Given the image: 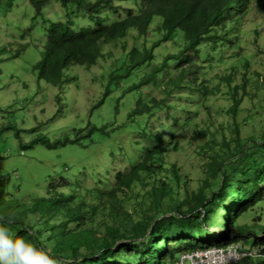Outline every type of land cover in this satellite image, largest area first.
Here are the masks:
<instances>
[{
  "label": "trees",
  "instance_id": "16d2710c",
  "mask_svg": "<svg viewBox=\"0 0 264 264\" xmlns=\"http://www.w3.org/2000/svg\"><path fill=\"white\" fill-rule=\"evenodd\" d=\"M51 1L59 4L64 20L44 18L42 9ZM27 2L33 18L39 17L40 23L32 22L26 35H32L36 25L45 38L35 66L37 80L58 85L64 71L95 65L105 58L104 45L119 42L129 65L124 73L111 75L110 79L118 80L135 69L149 67L146 75L130 87L132 90L145 86L146 90L128 113V120L134 122L135 117L160 111L172 121V126L160 125L150 134L148 138L157 145L142 147L139 158L123 171L115 172L109 183L98 180L94 188L84 191L78 179L69 181L60 174L51 175L45 195H34L28 200L18 196L19 185L10 181L11 173L0 171V227L7 228L13 238L23 237L44 250L57 264H173L181 254L198 249L225 247L234 242L248 250L264 245V226H260L258 236L254 226L260 224L261 214L255 215L257 222L252 225L240 223L246 214L262 211L258 206L264 202V130L243 137L235 119L244 97L256 98L258 93L264 97V76L261 71H249L253 64L251 54L240 53V44L249 43L251 34L258 33L244 29L246 18L254 4L264 12V0ZM14 4L16 0H0V13L13 10ZM74 18L80 21L75 22ZM83 19L88 20L84 25ZM147 35L150 37L145 42L149 45L142 42L126 49L124 39L146 40ZM218 66L224 67L227 74L215 81H197L206 76L204 71ZM162 75L168 80L162 82L164 96L156 99L146 86ZM248 83L252 85L246 91ZM192 86L206 101L217 94L219 87L225 88L230 101L224 111L230 117L226 128L210 130L213 120L203 117L197 121L198 102L178 101L185 97L182 88ZM108 93L106 88L98 105ZM169 96L173 102L166 101ZM175 127L189 136L185 144L190 146L197 141L194 144L202 155L203 178L194 190L187 187L188 176L165 158L172 151L170 140L176 137ZM105 129L104 125H87L54 140L38 134L27 143L18 141L22 150L35 144L56 149L79 144L81 139ZM226 130L228 138L223 133ZM14 136L19 138V130H14ZM165 137L169 139L167 144H163ZM138 186L142 191L140 202L136 201ZM210 218L211 225H215L213 233L209 229ZM248 239L249 248L245 246ZM258 260H264V249L257 257H245L233 264Z\"/></svg>",
  "mask_w": 264,
  "mask_h": 264
},
{
  "label": "rangeland",
  "instance_id": "374dc122",
  "mask_svg": "<svg viewBox=\"0 0 264 264\" xmlns=\"http://www.w3.org/2000/svg\"><path fill=\"white\" fill-rule=\"evenodd\" d=\"M42 13L47 20H64V13L55 1L47 3ZM79 19L73 20L77 22ZM37 20L40 18H33V11L27 0H16L13 10L4 15L0 13V157H3L0 159V171L11 173L10 181L19 185L18 196L28 197V200L34 195H45L46 183L51 175L58 177L60 174L69 181L78 179L83 191L86 188H94L98 180L109 183L115 172L123 171L139 158L142 147L152 148L157 145L155 140L148 138L150 134L159 130L160 125L162 128L172 126V121L166 119L165 113L160 111L135 117L134 122L128 120V113L146 90L145 86L132 90L130 87L146 75L149 67L135 69L127 77L118 80L110 79L111 75L124 73L129 65L126 55L123 56L126 51L121 50L119 42L104 45L102 48L105 58L99 59L95 65L89 68L74 66L64 71L58 85L53 86L43 80H37L35 66L40 59L45 38L41 28L36 25L33 34L29 37L26 35L28 26L32 22L36 24ZM87 21L83 19V25ZM244 29L250 32L257 30L258 33L251 34L249 43L240 44V53L251 54L253 64L249 71H261L264 76V12L256 4L246 18ZM149 37L150 35H147L146 40L142 37L136 40L127 37L124 39V45L126 49L142 42L149 45L145 42ZM162 48L163 45L157 50L161 51ZM170 49L177 50L173 46ZM254 51L258 52V55ZM225 52L228 53L229 50ZM171 68L169 67L170 73H174ZM223 71L222 66L204 71L206 76L203 79L198 77L197 81H202L201 84L204 80L215 81L219 76L227 74ZM163 80L168 79L162 75L146 86L151 97L160 99L164 96ZM250 85L252 84L246 85V91ZM106 88L109 93L98 105ZM181 92L185 97L178 100L179 102L184 104L188 99L198 102L197 111L200 114L197 121L201 122L203 117L213 120L210 130L221 126L226 128L230 117L224 111L230 106V101L225 88L219 87L217 94L207 101L202 99L199 92L193 90V86L183 87ZM168 98L170 99L166 100L167 102H173L171 96ZM179 104L182 105L176 102V105ZM219 111L221 112L217 115ZM235 119L243 137L262 132L264 97L259 93L256 98L248 95L244 97ZM87 125H104L106 129L102 133L94 132L90 138L81 139L79 144H68L56 149H47L41 144L23 150L20 147V143H27L38 134L54 140L74 129H85ZM7 126L11 128L7 129ZM14 130H19V138L14 136ZM174 131L176 137L170 140L172 151L168 152L165 158L169 164L176 163L182 175L188 176V189H197L203 178L202 155L198 152V145L194 144L197 141H193L189 146L185 144L187 137L189 138L187 133L179 131L176 127ZM223 133L228 138V131ZM163 141V144H167L169 139L165 137ZM176 145L178 149L175 150ZM136 192L140 196L136 201L140 202V186ZM63 193L67 192L63 190ZM258 207L262 209L261 212H250L240 220L241 224L252 225V222H257L254 220L255 215L261 214L260 224L254 225L256 236L259 235L260 226H264V202ZM211 224L212 222L210 230L215 227ZM216 229L219 233V225ZM250 244V239L245 241L247 248ZM252 264H264V260L254 261Z\"/></svg>",
  "mask_w": 264,
  "mask_h": 264
},
{
  "label": "clouds",
  "instance_id": "9594fccd",
  "mask_svg": "<svg viewBox=\"0 0 264 264\" xmlns=\"http://www.w3.org/2000/svg\"><path fill=\"white\" fill-rule=\"evenodd\" d=\"M0 264H57V261L23 237L13 238L7 228L0 227Z\"/></svg>",
  "mask_w": 264,
  "mask_h": 264
},
{
  "label": "built area",
  "instance_id": "2783aa9c",
  "mask_svg": "<svg viewBox=\"0 0 264 264\" xmlns=\"http://www.w3.org/2000/svg\"><path fill=\"white\" fill-rule=\"evenodd\" d=\"M261 249H264V245L248 250L244 249L240 242H234L225 247H211L183 253L173 264H233L245 257L259 256Z\"/></svg>",
  "mask_w": 264,
  "mask_h": 264
}]
</instances>
